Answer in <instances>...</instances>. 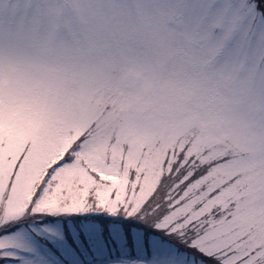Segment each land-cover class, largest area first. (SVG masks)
<instances>
[{
    "label": "snow or ice",
    "instance_id": "6c2138e0",
    "mask_svg": "<svg viewBox=\"0 0 264 264\" xmlns=\"http://www.w3.org/2000/svg\"><path fill=\"white\" fill-rule=\"evenodd\" d=\"M257 9H264V0H16L12 18L0 25V81L34 71L41 81V104L53 110L75 107L78 117L44 122L24 135L10 131L14 122L5 121L0 225L27 216L101 212L174 235L186 250L201 253L204 264H264V241L253 247L215 234V218L209 220L214 208L199 217L203 223L191 219L205 203L193 202L201 180L189 184L191 176L184 172L193 158L191 140L179 151L174 144L171 155L165 149L157 168L150 163L156 156L146 147L137 153L118 127L127 113H157L164 99L153 86L163 71L172 69L175 79L218 53L242 56L247 74L241 92L224 100V112L251 108L264 119V46L243 38L264 28V10ZM157 25L154 50L143 54L130 46L136 29ZM102 36L114 50L97 62L90 45ZM129 65L146 85L134 99L111 89L98 74L101 68ZM18 105L26 108L29 102L21 98ZM174 171L183 179L165 189ZM21 246L11 235L0 236V256H15L11 249ZM154 247L157 252L148 259L111 264H185L178 252L159 242Z\"/></svg>",
    "mask_w": 264,
    "mask_h": 264
},
{
    "label": "rangeland",
    "instance_id": "374dc122",
    "mask_svg": "<svg viewBox=\"0 0 264 264\" xmlns=\"http://www.w3.org/2000/svg\"><path fill=\"white\" fill-rule=\"evenodd\" d=\"M9 2L0 0V25L13 16V12L2 11ZM243 38L255 47L264 46V28L245 33ZM253 51L250 48L249 55ZM98 74L111 89L128 99H134L146 87L130 65L117 71L101 68ZM154 92L164 99L157 113L150 117L127 113L118 121L120 133L135 143L137 153L141 147L152 152L156 159L150 163L157 168L165 149L171 155L174 144L179 151L191 140L188 151L193 158L184 172L191 176L189 184L201 180L195 184L198 191L193 202H205L191 219L203 223L199 217L214 208L209 220L215 218L216 235L236 238L253 247L264 241V119L251 108L217 112L178 97L166 98L158 90ZM0 94V131L4 130L6 120L14 122L9 126L10 131L24 135L44 122L78 117L75 107L53 110L41 104V81L34 71L11 79L5 77L0 81ZM21 98L27 99L28 107H19ZM173 173L175 178L183 179V174L178 177ZM186 210L191 211V207ZM130 222L141 226L129 228ZM151 229L150 225L133 221L131 217L101 212L27 216L0 225V236L11 235L22 245L11 249L15 256H0V264H29L31 260H39L41 264H111L148 259L157 252L154 242L169 252H178L185 264H204L202 255L186 250L187 245L180 247L175 240L148 234Z\"/></svg>",
    "mask_w": 264,
    "mask_h": 264
},
{
    "label": "clouds",
    "instance_id": "9594fccd",
    "mask_svg": "<svg viewBox=\"0 0 264 264\" xmlns=\"http://www.w3.org/2000/svg\"><path fill=\"white\" fill-rule=\"evenodd\" d=\"M16 2L3 6L5 14L13 12ZM138 28L130 41V46L136 51L147 54L155 49L158 43L156 29ZM114 49L110 47L107 37L98 38L90 45L92 58L101 62L106 54ZM172 69L163 71L156 83V90L166 98H179L187 103L197 105L209 110L223 112L225 99L236 97L242 90L247 74L244 71V58L242 56L217 54L209 57L203 64L184 70L183 74L175 79L170 76Z\"/></svg>",
    "mask_w": 264,
    "mask_h": 264
},
{
    "label": "trees",
    "instance_id": "16d2710c",
    "mask_svg": "<svg viewBox=\"0 0 264 264\" xmlns=\"http://www.w3.org/2000/svg\"><path fill=\"white\" fill-rule=\"evenodd\" d=\"M261 2H262V0H258V4L261 3ZM262 10H264V9H260V11H262ZM185 170H188V168L184 169V171H185ZM197 172H198V170L195 171V174H196ZM166 174H167V173H166ZM174 176H175V174L172 173V175H171L170 177H167L165 183H167V185L170 184V183H172L174 179H177V177L175 178ZM180 178H181V176H180ZM180 178H179V179H180ZM166 188H167V187H166ZM166 188H165V189H166ZM48 219H49V218H45V220H48ZM5 230H6V229H5ZM149 231H150V230H149ZM149 231H148V232H149ZM148 232H147V233H148ZM150 233H151V234H154V235L156 234V235L159 236L161 239L163 238V240H164L165 238L168 239V240H171V241H172V240H175V243H177L180 247L184 245V244L182 243L181 240H179V239H177V238H171L170 235H166V234H163V233H159L158 230H156V229H154V228H152L151 231H150L148 234H150ZM183 247H184V246H183ZM186 248H187V247H186ZM189 250H190V249H189ZM191 251H192L193 253L195 252V250H191ZM194 254H196V255H198V256H199V255H202L201 253H197V252H195Z\"/></svg>",
    "mask_w": 264,
    "mask_h": 264
}]
</instances>
